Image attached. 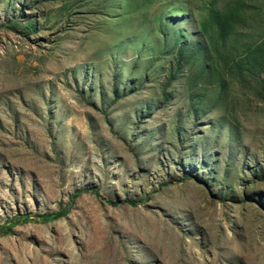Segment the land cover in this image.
<instances>
[{"label":"rangeland","instance_id":"1","mask_svg":"<svg viewBox=\"0 0 264 264\" xmlns=\"http://www.w3.org/2000/svg\"><path fill=\"white\" fill-rule=\"evenodd\" d=\"M228 1L0 0V264H264V1L211 46Z\"/></svg>","mask_w":264,"mask_h":264},{"label":"trees","instance_id":"2","mask_svg":"<svg viewBox=\"0 0 264 264\" xmlns=\"http://www.w3.org/2000/svg\"><path fill=\"white\" fill-rule=\"evenodd\" d=\"M242 6L243 5L240 3V0H230L223 8L210 6L207 9V15L204 21L200 23V28L204 34H208L209 31L212 32L214 37L209 41L211 46H215L216 44L226 40L228 36L235 31V27L238 26L239 23L243 22L244 13L241 12ZM163 22L164 21H161L159 23L160 29L163 27ZM31 27L33 28L32 25H29V28ZM178 53L179 56L182 57V50H180V47H178ZM188 55L191 54L188 53ZM234 57L235 60L232 65L233 69L235 67L238 70L248 69L250 73L255 72L260 85V94H264V36L260 39V41L251 42L250 45L248 43H243L240 47V51L237 52V55ZM183 177L189 178L188 175H183ZM91 190L93 193L98 194V190L96 188H91ZM80 192L81 189L76 190L74 195H72L71 200L78 196ZM125 201L131 205H136V203H138V201L132 199H126ZM68 210L69 205L63 210L51 213L50 215L46 214L44 217L46 219H56L64 216ZM16 220L17 219L12 218L9 219L5 225L0 227V229H2L3 232H6V229H10L12 223Z\"/></svg>","mask_w":264,"mask_h":264}]
</instances>
